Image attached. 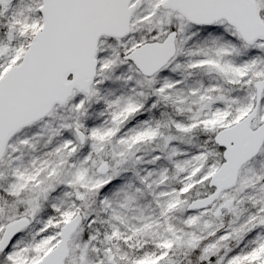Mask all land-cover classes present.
<instances>
[{
    "label": "snow or ice",
    "instance_id": "6c2138e0",
    "mask_svg": "<svg viewBox=\"0 0 264 264\" xmlns=\"http://www.w3.org/2000/svg\"><path fill=\"white\" fill-rule=\"evenodd\" d=\"M0 264H264V0H0Z\"/></svg>",
    "mask_w": 264,
    "mask_h": 264
}]
</instances>
